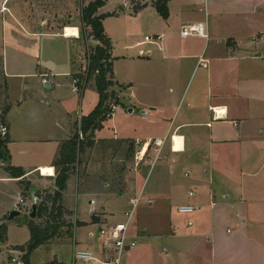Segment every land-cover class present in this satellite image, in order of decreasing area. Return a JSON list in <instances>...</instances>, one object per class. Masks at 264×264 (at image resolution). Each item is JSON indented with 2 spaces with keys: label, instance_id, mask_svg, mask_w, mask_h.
Listing matches in <instances>:
<instances>
[{
  "label": "crops",
  "instance_id": "obj_1",
  "mask_svg": "<svg viewBox=\"0 0 264 264\" xmlns=\"http://www.w3.org/2000/svg\"><path fill=\"white\" fill-rule=\"evenodd\" d=\"M14 1L15 5L10 8L8 5L12 0H2L0 4L1 8L6 3L7 8L6 12H0V83L7 109L6 113L2 111L0 114V123L8 130L6 150L4 152L1 149L4 158L0 160V185L8 184L9 187L5 189L9 196L15 195L13 200L1 203L0 223L10 211H21L20 200L23 199L25 205L28 203L26 194L32 198V195L37 196L39 192V205L46 195L54 197L58 190L57 176L64 168L59 162L62 151L72 142L78 144L79 168H75L76 164L70 166L62 200L58 203L47 200L44 216L30 218L43 225L50 215V224L59 226V236L46 244L56 243L60 248L68 243V249H60V255L47 258L41 264H86L75 260L76 251L90 252L96 259L94 264H105L111 259V252L101 242L98 246L90 242L91 233V238L84 237L81 242L78 240L80 230L89 223L75 218L66 192L68 182L75 176L76 170L85 178L89 177L88 181L91 178L100 179L103 172L108 175L105 178H111L116 171L114 166L117 158L121 169H124L122 175L125 186L122 191H118V195L123 200L128 199L132 205L133 200L138 199L137 207L144 198L145 204L154 212L167 209L172 201L168 189L165 191L153 186L147 192L143 191L146 170L150 164L153 167L161 160L163 167L159 170V176L167 172L166 177L169 178L172 168L188 159V156L195 155L199 147L208 151L206 161L210 165L219 169L233 183L237 182L241 205L254 203V199H261L260 203H264V198H259L264 197V184L260 186L261 178L264 177V28H258L259 31L253 25H247L249 31L240 29L225 35L220 33L209 15L211 2L217 5L214 0H171L168 3L167 20L157 12V0H139L142 8L137 13L140 15L146 10H155L153 12H156L159 27L156 34L163 35V40L159 43L143 41L136 45H126L122 49L128 52L119 53L115 37L131 40L133 33L127 29L121 30L118 35L108 32L107 19H120L119 13H109L111 16L102 21L112 45V74L109 79L114 85L108 90V104L110 107L118 101L119 108L101 128L83 134L82 119L95 110L100 97L95 78L89 80L81 94L72 91V78L85 67L88 51L100 43L91 35V28L83 23L82 15L78 20L69 16L67 21L62 22L56 14L53 18V5L58 0ZM89 3H83L81 10ZM106 5L99 9L97 15L105 14ZM192 7L204 14V20L198 23L207 25L209 38H184L180 31L183 42L178 43L167 28L173 19L187 20L181 24V28L196 23L188 17ZM235 8L239 11L234 17L236 21L244 20L243 23L251 24L252 17L264 19V10L260 7L235 5ZM81 23L89 30L88 37L81 33ZM68 28L77 29L78 35L67 36L65 31ZM62 29L63 32H60ZM51 38L64 40V46L52 45L50 42L53 41H49ZM143 45L151 47L140 48ZM201 55L209 61L206 68L198 65ZM4 83L7 85L5 89ZM88 88H94L96 92L92 104L85 103ZM112 93L115 98L111 97ZM121 99L127 102L125 110L120 106ZM87 105L84 113L83 108ZM129 109H132V113H129ZM218 110L222 111V115ZM119 121H125L126 127H122ZM130 124L140 125L144 136L139 135ZM174 135L183 137L184 147L181 152L172 149L170 141ZM164 137L167 142L157 158L150 141ZM137 147L139 151L135 162L131 157ZM166 147L168 151L163 156ZM143 162L145 168L140 167ZM44 167L52 168L54 173L43 175L41 170ZM15 168L23 169L24 176L19 178L17 171L13 170ZM90 169L92 172H89ZM89 185L85 186L88 191L86 195L91 198L89 205L97 202L105 204L103 198L107 199V196L103 195L108 192H98ZM107 186L110 187V184ZM188 195L190 198L195 196H190V192ZM230 198V194L224 196L226 200ZM215 205L213 203L212 207ZM58 207H61V211ZM197 207L199 211L201 207ZM240 217L243 219L242 227L245 228L248 217H244L242 212ZM94 220L97 222L100 218L95 216ZM13 221L5 222L6 228ZM250 222L252 225L258 224L264 235V219L261 224L252 220ZM147 231L143 227L142 236L145 237ZM7 233L8 229L0 239V262L6 256L10 264H16L13 262V259H17L14 251L26 246L30 239L24 245L10 246V249ZM227 234H232V230L228 229ZM213 236L212 233H193L183 238L192 241V250L196 252L194 254L204 259L211 256L212 259L216 254L215 247L218 253L222 246L220 243L219 247L214 246ZM226 247L223 245V248ZM21 252L24 255L26 253Z\"/></svg>",
  "mask_w": 264,
  "mask_h": 264
},
{
  "label": "rangeland",
  "instance_id": "obj_2",
  "mask_svg": "<svg viewBox=\"0 0 264 264\" xmlns=\"http://www.w3.org/2000/svg\"><path fill=\"white\" fill-rule=\"evenodd\" d=\"M92 0H58L53 5V18L55 14L58 15L59 20L67 21L69 16L75 20L80 19L81 6L83 3H89ZM217 5L209 6V15L213 23H215V29L222 34H230L240 29H246L247 25H253L254 29L264 28V19L262 17H252L251 24L243 21L235 20L236 14L239 11L236 10L235 5L244 6H255L260 7L264 10V0H214ZM2 0H0V4ZM15 1L8 5V8L15 5ZM127 3V4H126ZM138 3V4H136ZM139 0H108L105 14L117 12L120 15V19L111 18L106 21V28L111 34L118 35V33L127 29L130 33H133L131 40L125 37H115L116 43L118 44V52L126 53L128 51L122 49L126 45H136L139 42H143L145 36H154L158 32V20L156 12L153 8L146 10L143 15H140L134 10V7L140 5ZM197 5L199 3H196ZM219 15V17H217ZM188 17L193 19V22H200L204 20V14L200 11H196L195 7L189 10ZM248 20V21H250ZM124 21V22H122ZM187 22V20L173 19L170 22L167 30L172 37L181 43V24ZM211 22V23H212ZM60 23V22H59ZM57 26V25H56ZM46 27V26H45ZM41 28H44L41 26ZM57 27H55V31ZM81 33L83 36L88 37L89 30L86 26L81 23ZM261 31V30H259ZM63 32V29L60 30ZM49 41L54 44L64 46V40L58 38H51ZM150 45V44H147ZM151 46H142L140 48L146 49ZM92 49V48H91ZM47 50V49H46ZM44 53H47L45 51ZM97 74H94L95 78ZM110 77V74L107 76ZM96 92L94 88H88L86 94V104L91 103L95 100ZM5 102V96L2 93V87L0 83V114L2 113ZM121 108L127 109V102L121 99ZM88 105L83 108L84 113ZM93 108V107H92ZM141 113V111H139ZM122 127H126L125 121H119ZM137 124V123H136ZM134 126L139 135L144 136V132L141 131L140 125L130 124ZM1 134V127H0ZM174 143L176 152L182 150L183 138L174 135ZM168 147V146H167ZM163 151V156L166 155L168 148ZM153 150V147H151ZM136 149V151H135ZM134 149V155L131 159H136V154L139 151V147ZM197 153L193 156H188V159L183 161L181 164L176 165L171 172L169 178L166 177L167 172H163L159 176V170L163 167L162 161L160 160L153 167L152 164L146 170V184L143 191L146 192L153 186L167 191L168 189L172 195V201L167 209H161L154 212L149 206L145 204V199L140 202V205L135 209L134 214V225L132 228V234L138 237V243L135 250L130 253H125L122 258L121 264H264V235L261 234V228L258 224L252 225L250 220L254 222H261L264 219V203H260L261 199H254L258 203H240V192L239 187L236 186L237 182L233 183L232 180L227 177L219 169H215L213 165H210L206 158L209 156L208 151L204 147L196 148ZM132 152V150H131ZM76 154V165L75 168H79V159L77 157L78 148ZM102 157V153L100 154ZM148 159V157L146 158ZM120 160L117 158V164L114 166L116 169L111 175V178H105V172H103L100 179L85 178L79 171L75 173V176L69 180L66 196L71 204L73 212H75V218L80 221H86L89 223L87 227L80 230L77 235L78 240L81 242L84 237L91 238L90 233L93 235L90 242H94L95 245H101L99 241V230L108 223L124 222L126 220V213L131 212L133 205L129 203V200H123L121 195H118V191H122L123 186V170L120 166ZM108 162V161H106ZM136 162V161H135ZM134 162V164H135ZM1 163V162H0ZM140 167L145 168L144 162L141 163ZM89 172H92L90 169ZM226 177V178H225ZM260 186L264 184V177L261 178ZM98 192L104 190L108 193L107 199L104 197L105 204L89 205L91 198H88L85 188L86 185ZM110 184V187L107 185ZM9 187L8 184L0 185V206L1 203L13 200L14 194L9 196V192L5 189ZM90 190V189H89ZM189 192L195 194L194 197H189ZM111 193V194H110ZM116 193V194H115ZM230 194L231 198L226 200L224 196ZM28 203L25 205L20 204L22 215L16 217L15 221L10 223L8 226V248L10 246L16 247L17 245H24L30 239V230L28 224L30 222L29 212L31 205L30 194H26ZM264 198V197H259ZM216 205L212 207V204ZM180 205H195L201 207V209L193 214H180L178 207ZM163 207V206H162ZM164 208V207H163ZM248 210V213L247 211ZM243 216L248 217V223L245 228L242 227L243 219L240 217V213ZM100 218V221H95L94 217ZM107 218V219H106ZM191 223V226L189 225ZM249 225H252L250 227ZM143 227H146L148 231L145 233L146 236H142ZM175 227V229H174ZM231 229L232 234H227V230ZM175 230V233L173 232ZM205 234L212 233L214 236V246L219 247V243L222 245L221 250L216 256H211L204 259L199 255L194 254L192 250V241L183 238L187 234ZM182 236V237H181ZM219 236V238L217 237ZM216 237L218 240H216ZM72 243V241H71ZM68 243L59 248V244H42L39 249H34L29 254L28 264H41L45 259L55 258L56 254L60 255L61 250L68 249ZM223 245H227L223 248ZM5 248V246H2ZM5 249V250H8ZM13 252V251H12ZM17 255V259L21 261L24 259V253L21 251H14ZM211 259V261H210ZM43 263V262H42ZM0 264H10L5 256Z\"/></svg>",
  "mask_w": 264,
  "mask_h": 264
},
{
  "label": "trees",
  "instance_id": "obj_3",
  "mask_svg": "<svg viewBox=\"0 0 264 264\" xmlns=\"http://www.w3.org/2000/svg\"><path fill=\"white\" fill-rule=\"evenodd\" d=\"M108 0H94L89 3L87 6H84L81 10L82 21L91 28V35L97 40L100 45L92 48V55L90 56V66L89 72L87 76V82L97 74L95 77L96 88L99 94V102L96 106L95 110L88 115L87 117H83L81 130L83 134H87L88 131H93L95 129H99L102 127L103 123L109 118L107 114L110 112V107L108 101L110 99V95L108 90L111 86H113V82L107 77L109 74H112V63H111V41L108 36L105 34L104 27L102 21L111 16L110 14H102L97 15L99 9L106 5ZM171 0H157L155 2V8L159 15L167 20L169 18V9L168 3ZM142 7L137 5L134 7V10L138 12ZM0 70L2 71V60L0 59ZM0 71V74H1ZM6 83L3 84L4 89L6 88ZM114 93L111 94V97H114ZM118 101H115L117 104ZM4 113L7 112L6 107L3 109ZM1 117V116H0ZM2 123H0V127ZM8 130L5 136L0 134V149L3 151L6 150V144L8 142ZM92 143V142H90ZM71 145L66 147L62 151V157L59 161L64 168L61 170L56 179V187L58 190L56 191L54 197L51 195H46L41 201V204L38 205L37 216L39 218L44 216V212L47 210L46 201H54V203H58L62 200V192L66 189V183L69 178L70 166L76 163V150L77 143L72 142ZM5 152V151H4ZM17 171L18 177L24 176L23 169L15 168L13 169ZM29 188V187H28ZM37 197L41 198V194L38 192ZM31 210V209H30ZM58 210L61 211V207H58ZM47 221L45 224H38L33 220H30L28 227L30 230L31 238L29 243L26 246L19 247L18 250L26 252L24 255V262L28 264L29 254L36 248H38L42 244H46L48 241L53 238L59 236V226L51 225V217L47 216ZM65 224V223H64ZM6 226L0 225V239L3 238L4 234H6ZM71 235V232H70Z\"/></svg>",
  "mask_w": 264,
  "mask_h": 264
},
{
  "label": "built area",
  "instance_id": "obj_4",
  "mask_svg": "<svg viewBox=\"0 0 264 264\" xmlns=\"http://www.w3.org/2000/svg\"><path fill=\"white\" fill-rule=\"evenodd\" d=\"M6 3H3L2 7L0 8V12H6L7 8L5 7ZM181 35L184 38L189 37H197L208 39L209 38V31L208 27L204 23H194L189 25H184L181 28ZM163 40V35L156 34L154 36H146L145 42L146 43H159ZM92 55V50H89L87 53V59L85 67L82 69V72L77 74V76L72 78V91L77 94H81L88 82L87 76L89 72L90 66V56ZM198 65L201 67H208L209 61L205 59L204 55H201L198 61ZM119 108V105L116 103L110 106V112L107 116L110 118L114 114V112ZM7 133L6 127H1V135L5 136ZM80 138H83V135L80 133ZM167 142V138L164 137L163 139H154L150 141L151 146L156 151L157 158L161 154L162 149L164 148ZM172 145V149L174 150V137H172L170 141ZM194 193L190 192V196H193ZM139 200H133V209L131 212L126 213V220L124 222L118 223H108L103 226L99 230V241L103 244V246L111 252V259L106 262L105 264H121L122 258L125 253H129L134 250L138 243V237L133 236L132 228L134 225V214L135 209L137 208ZM21 204H24V200H20ZM199 208L194 205H181L178 207V212L180 214H192L196 212ZM191 225V223H190ZM91 237L93 235L91 234ZM74 258L76 261H81L86 264H94L96 262L95 257L87 251H76L74 253ZM13 262L16 264H25V262L20 259H13Z\"/></svg>",
  "mask_w": 264,
  "mask_h": 264
},
{
  "label": "water",
  "instance_id": "obj_5",
  "mask_svg": "<svg viewBox=\"0 0 264 264\" xmlns=\"http://www.w3.org/2000/svg\"><path fill=\"white\" fill-rule=\"evenodd\" d=\"M129 113H132V109H129ZM4 158V154L2 153L0 149V160ZM32 205H31V211L29 212V217L31 219L37 218V207L40 203V199L36 195H32ZM21 215V211L19 210H12L8 214H5L3 216V222L0 223V225L5 224V222H11L14 220L15 217Z\"/></svg>",
  "mask_w": 264,
  "mask_h": 264
},
{
  "label": "bare ground",
  "instance_id": "obj_6",
  "mask_svg": "<svg viewBox=\"0 0 264 264\" xmlns=\"http://www.w3.org/2000/svg\"><path fill=\"white\" fill-rule=\"evenodd\" d=\"M66 35L67 36H75L76 37V35H78V30L77 29H72V28H68V29H66ZM218 113H222V111L221 110H218ZM222 115V114H221ZM183 138V137H182ZM174 139H175V137H174ZM174 143V142H173ZM183 143H184V141H183ZM174 152H176V149H175V143H174ZM184 147V146H183ZM146 151V150H145ZM182 151V150H181ZM181 151H179V152H181ZM41 173L43 174V175H45V176H48V175H52L53 173H54V170L52 169V168H43L42 170H41Z\"/></svg>",
  "mask_w": 264,
  "mask_h": 264
}]
</instances>
